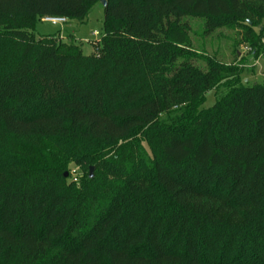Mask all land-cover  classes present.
Segmentation results:
<instances>
[{
    "label": "trees",
    "instance_id": "obj_1",
    "mask_svg": "<svg viewBox=\"0 0 264 264\" xmlns=\"http://www.w3.org/2000/svg\"><path fill=\"white\" fill-rule=\"evenodd\" d=\"M104 2L0 0V264H264V0ZM97 4V52L36 38Z\"/></svg>",
    "mask_w": 264,
    "mask_h": 264
},
{
    "label": "rangeland",
    "instance_id": "obj_2",
    "mask_svg": "<svg viewBox=\"0 0 264 264\" xmlns=\"http://www.w3.org/2000/svg\"><path fill=\"white\" fill-rule=\"evenodd\" d=\"M103 6L97 4L83 23L76 21L52 23L42 20L36 26L35 36L40 38L46 35H56L65 38L67 34H71L75 38V42L80 44L83 54L90 55L97 52L101 46L99 33L102 32L103 21ZM189 23L193 32V43L199 45L201 40L197 39L202 31V24L198 18H190ZM95 32H98L96 35ZM235 32H230L225 29H218L210 37L206 39L205 51L209 55H215L220 61L229 62L233 59L232 45ZM230 38V39H229ZM238 46L237 50L242 54H247L249 50L245 47ZM234 51V50H233ZM264 57V55H261ZM252 56L248 57L247 63L241 75L243 84L251 85L254 83H264V59H260L256 65H253L255 60ZM226 92L225 88L208 91L205 95V101L202 104V109L211 107L217 99L223 96ZM83 176V171L78 167H71L70 177L74 180H79Z\"/></svg>",
    "mask_w": 264,
    "mask_h": 264
},
{
    "label": "built area",
    "instance_id": "obj_3",
    "mask_svg": "<svg viewBox=\"0 0 264 264\" xmlns=\"http://www.w3.org/2000/svg\"><path fill=\"white\" fill-rule=\"evenodd\" d=\"M43 20L44 21H47V22H52V23H61V22L63 23V22H65V19L64 18L46 17ZM95 33H96V35H98V32H95ZM263 42H264V40H263ZM244 49L245 50H249L248 47H245Z\"/></svg>",
    "mask_w": 264,
    "mask_h": 264
},
{
    "label": "water",
    "instance_id": "obj_4",
    "mask_svg": "<svg viewBox=\"0 0 264 264\" xmlns=\"http://www.w3.org/2000/svg\"><path fill=\"white\" fill-rule=\"evenodd\" d=\"M102 3H103V5L105 4L104 0H102ZM93 171H94V167L93 166H90L89 167V178H92L93 177ZM67 175H68V173L65 172L64 173V176L67 177Z\"/></svg>",
    "mask_w": 264,
    "mask_h": 264
},
{
    "label": "crops",
    "instance_id": "obj_5",
    "mask_svg": "<svg viewBox=\"0 0 264 264\" xmlns=\"http://www.w3.org/2000/svg\"><path fill=\"white\" fill-rule=\"evenodd\" d=\"M241 53H242V52H241ZM260 59H264V57H261V56H260V57H258V59H256V60L254 59L256 62H254V64H253V65H256V64H257V62H258Z\"/></svg>",
    "mask_w": 264,
    "mask_h": 264
}]
</instances>
